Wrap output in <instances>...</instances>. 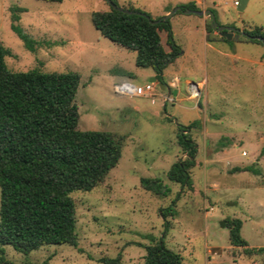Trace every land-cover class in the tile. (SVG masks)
I'll use <instances>...</instances> for the list:
<instances>
[{
  "label": "rangeland",
  "instance_id": "obj_1",
  "mask_svg": "<svg viewBox=\"0 0 264 264\" xmlns=\"http://www.w3.org/2000/svg\"><path fill=\"white\" fill-rule=\"evenodd\" d=\"M116 1L156 18L164 15L163 9L191 0ZM194 1L198 9L215 10L219 24L264 29V0H247L240 14L238 0ZM109 6L106 0H0V44L9 50L8 69L79 73L78 128L122 136L121 156L106 177L89 191L70 193L77 245L47 244L27 254L5 245L7 263L0 264L44 259L48 264H102L101 257L116 255L120 264H143L144 245L160 238L182 264H264L262 253L247 255L230 244L226 224L241 219L240 233L248 246H264V44L249 42L237 31L227 39L215 29L206 43L201 20L206 26L210 17L177 11L168 19L181 51L164 68L163 78L179 77L181 96L190 95L186 78L205 82L197 101L192 97L163 106L157 97L152 104L113 89L123 81H150L153 69L137 66L134 50L93 26L91 13ZM13 13L18 21L12 20ZM12 24L30 38L32 50ZM160 34L168 50L166 35ZM198 100L200 109L195 108ZM194 120L198 124L190 133L198 146L197 163L187 186L170 180L167 172L183 157L177 125ZM246 165L260 174L233 169ZM141 177L161 178L166 192L144 189ZM168 206L176 214L163 218L160 209Z\"/></svg>",
  "mask_w": 264,
  "mask_h": 264
},
{
  "label": "trees",
  "instance_id": "obj_2",
  "mask_svg": "<svg viewBox=\"0 0 264 264\" xmlns=\"http://www.w3.org/2000/svg\"><path fill=\"white\" fill-rule=\"evenodd\" d=\"M60 2L62 0H44ZM118 5L116 0H112ZM177 11L198 9L194 1L179 4ZM142 12L138 8L124 7ZM23 11V8H17ZM216 17V11L211 9ZM169 11V10H167ZM176 11V12H177ZM147 14L151 19V15ZM19 15L12 14L18 21ZM93 26L106 38L135 51V64L153 69L154 78L165 84L164 68L180 54L173 39L169 19L151 23L142 14L126 13L109 6L108 10L91 13ZM12 30L32 50L30 38L18 25ZM207 33L213 28L205 26ZM160 31H165L164 48ZM247 41L264 42V29L254 25L244 28ZM255 36H261L259 40ZM9 50L0 44V262L4 246L24 254L47 244L77 245L76 209L70 193L89 191L100 183L116 165L122 148V136L107 130L79 129L78 106L75 102L79 73L46 72L38 68L13 71L5 64ZM188 125H177L176 141L183 157L169 168L167 177L191 186V170L196 165L198 146ZM235 171L260 174L252 165L234 167ZM141 186L156 194L166 192L159 177H141ZM163 218L174 216L172 206L161 208ZM230 244L242 247L244 254L262 253L264 246L249 247L241 236V219L226 220ZM143 264H182L177 252L160 238L144 245ZM102 264H120V256H103ZM23 264H35L26 261ZM37 264H48L44 259Z\"/></svg>",
  "mask_w": 264,
  "mask_h": 264
},
{
  "label": "water",
  "instance_id": "obj_3",
  "mask_svg": "<svg viewBox=\"0 0 264 264\" xmlns=\"http://www.w3.org/2000/svg\"><path fill=\"white\" fill-rule=\"evenodd\" d=\"M110 6H112L113 8H116L117 10L120 11H124L126 13H137V14H142L144 15L146 18H148L150 20L151 23H157L159 21L162 20H166L168 19L171 15H173L180 7L177 5L176 7L170 9L167 13H165L164 15L160 16L157 19H151L147 14H145L144 12H139L136 10H129L127 8H124L122 6L116 5L112 0H106ZM247 3V0H238L236 2V10L238 12V14L241 13V11L244 9L245 5ZM184 12L187 13H195L197 15H203L206 14L210 17V21H211V26L213 29L217 30V32L220 35L225 36L227 39H229L231 37V35L233 34L234 31H237L239 33H241L242 35L246 36V37H250V35H248L246 32H244L242 29H238L232 25H224V24H219L215 18V14L213 13V11L211 9H205V10H201V9H184ZM256 38H258L259 40H262L261 36H255ZM264 44V42H263ZM150 81L153 82L157 88H159L160 90H167L168 93H170V88H167L165 84H163L160 81H157L154 77L150 78ZM173 93H175V90L172 91Z\"/></svg>",
  "mask_w": 264,
  "mask_h": 264
},
{
  "label": "crops",
  "instance_id": "obj_4",
  "mask_svg": "<svg viewBox=\"0 0 264 264\" xmlns=\"http://www.w3.org/2000/svg\"><path fill=\"white\" fill-rule=\"evenodd\" d=\"M194 1V0H193ZM195 2V1H194ZM181 3H185L184 1H180L179 3H176V5H179V4H181ZM173 7V6H172ZM167 10H170V8L169 9H163L162 10V14H165V13H167L168 11ZM182 12H184V10L182 11ZM176 13V12H175ZM184 13H187V12H184ZM200 16V15H199ZM201 25H202V28H203V34H204V39H205V42L206 43H208L209 42V40H207V38H205V36H206V29H205V22H204V20H201ZM171 30H172V25H171ZM164 33H165V31H163ZM172 34H173V31H172ZM166 35V34H165ZM160 36H161V34H160ZM210 43V42H209ZM184 52V51H183ZM163 74V76L165 77V74H164V72L162 73ZM149 76H150V78H152V77H154V75H155V73H154V71H152V72H150L149 74H148ZM175 78V79H174ZM174 80H177V81H174ZM185 83L187 84V87H188V93L190 94V95H186V96H181V89H180V86H179V83H180V79H179V77H176V76H174L173 78H171L170 80H168L167 82L165 81V85H166V87L167 88H170V93H168L167 92V90L165 89V90H160L159 89V94H158V99H160V101L163 103L162 105L163 106H165V102L166 101H170V102H175V101H180V100H182V99H188V100H192L193 98H196V100L195 101H197V99L199 98V96H200V89L202 88V86H203V84H204V82H205V80L203 79L202 81H199V82H193V81H191L190 79H188V78H186L185 80ZM190 83H194V84H196L197 85V87H198V90H197V94L195 95L194 93H191V91H190ZM174 84V85H173ZM206 84V83H205ZM173 90H175V93H173L172 91ZM193 97V98H192ZM156 102V100L153 102V103H155ZM152 103V104H153ZM199 105H200V100H198V102H197V104H196V107L195 108H197V109H200L201 107H199ZM138 107L136 106L135 107V109H137ZM249 247H251V246H249Z\"/></svg>",
  "mask_w": 264,
  "mask_h": 264
},
{
  "label": "built area",
  "instance_id": "obj_5",
  "mask_svg": "<svg viewBox=\"0 0 264 264\" xmlns=\"http://www.w3.org/2000/svg\"><path fill=\"white\" fill-rule=\"evenodd\" d=\"M237 2V1H236ZM175 79V78H174ZM177 81V80H174ZM174 85V84H173ZM115 92H118L123 95H127L129 97H145L150 100L151 103L155 101L159 94V88L151 82L147 81L143 84H136L130 81H123L119 84H114L113 87ZM198 87L194 83H190V91L191 93L197 94Z\"/></svg>",
  "mask_w": 264,
  "mask_h": 264
}]
</instances>
